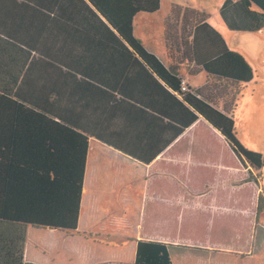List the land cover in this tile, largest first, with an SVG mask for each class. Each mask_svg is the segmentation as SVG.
I'll use <instances>...</instances> for the list:
<instances>
[{
  "label": "trees",
  "instance_id": "trees-1",
  "mask_svg": "<svg viewBox=\"0 0 264 264\" xmlns=\"http://www.w3.org/2000/svg\"><path fill=\"white\" fill-rule=\"evenodd\" d=\"M242 1L264 15V0ZM158 8L159 0H0V264H36L23 258L29 226L76 230L88 139L112 144L96 128L115 88L125 89L118 84L125 73L141 80V90L151 86L158 103L175 112L169 114L172 138L201 116L243 165L263 167L262 154L237 139L226 108L197 90L180 91L177 71L133 35V17ZM220 11L224 17V4ZM182 12L181 58L235 95L252 68L226 46L206 13ZM127 65L138 69L126 71ZM133 264H172L166 243L137 240Z\"/></svg>",
  "mask_w": 264,
  "mask_h": 264
},
{
  "label": "crops",
  "instance_id": "crops-1",
  "mask_svg": "<svg viewBox=\"0 0 264 264\" xmlns=\"http://www.w3.org/2000/svg\"><path fill=\"white\" fill-rule=\"evenodd\" d=\"M225 1L159 0L155 12H140L133 17V35L165 67L176 70L190 89L197 90L203 98H210L218 109L225 107L233 118L239 142L255 151L247 143V136L261 135L262 129L258 126L255 130L248 129L249 133L242 139L236 128V116L239 107L241 115L264 116V15L254 3ZM223 4L224 17L220 11ZM175 7L181 9L180 14L175 12ZM185 8L206 13V22L221 35L226 46L239 52L252 68L251 80L240 84L235 95L228 89L220 91L200 66L181 58L180 40L185 28L182 10ZM239 44L251 49L256 61ZM122 67L126 71L138 69L129 65ZM118 84L125 89L115 88L111 108L110 104L104 105L107 108L96 128L106 140L109 141L107 136H110L112 144L95 137L88 139L76 230L65 232L29 226L26 234L28 228H32L54 233L64 242H76V247L69 249V264H133L137 240L166 243L172 264H231L232 258L226 259V253L238 250L232 242L213 239L215 215L219 213L220 229L225 228L227 222L231 223L232 214L241 216L250 228L244 241L239 239L237 244L240 247L249 243V231L257 222V198L259 194L264 196V165L257 171L255 180H246L241 170L244 165L205 119L199 116L172 138L173 128H169L168 123L173 124V121L169 114L175 112H169L158 103L159 98L151 95V86H146V91L141 90V80L136 79L134 73H125ZM174 96L180 100L178 94ZM227 98L228 105L225 104ZM251 171L256 175L253 169ZM109 198L118 202L116 214L132 216L121 227L122 239L117 238L111 244L100 240L103 233L98 227L105 214L103 200ZM201 211L208 213L202 232L193 222L190 230L182 234L185 214L194 216ZM146 216H149L148 226L143 230ZM172 221H175V229H171ZM48 245L42 246L48 250L54 247L53 243ZM101 246L115 248V259L107 262L98 255ZM23 258L38 262L36 264L54 263L52 259L41 258L26 241Z\"/></svg>",
  "mask_w": 264,
  "mask_h": 264
},
{
  "label": "rangeland",
  "instance_id": "rangeland-1",
  "mask_svg": "<svg viewBox=\"0 0 264 264\" xmlns=\"http://www.w3.org/2000/svg\"><path fill=\"white\" fill-rule=\"evenodd\" d=\"M229 39V38H228ZM230 41V40H229ZM256 43V42H255ZM239 47L244 49V51L249 54L254 61H256V57L253 55V51L249 49L246 45L239 44ZM191 80V85L192 84ZM247 106H252L250 103H247ZM242 109L239 107L237 109V116H236V128L241 133L239 134L240 137L243 139L244 134H248L250 130H255V127H259L262 129L261 135H254V136H247L249 140H247V143L255 149V151H260L264 153V116L258 117V118H250L248 116L241 115ZM248 131V132H247ZM247 132V133H246ZM243 135V137H242ZM256 137V138H255ZM264 156V154H262ZM243 165V164H242ZM264 169V168H263ZM241 170L244 174H246L245 179L249 181H253L256 179V176H258L257 171L253 169V172H255L256 175L252 174V169L246 165H244V169L241 167ZM261 200L259 204V209L257 212V222L256 224L251 225L253 226L248 234V240L249 243L245 246H238L239 239L244 241V238L247 235V229L250 227L248 226V222L243 221L241 216L237 214L231 215V223L227 222L225 225V228L220 229V216L217 212L215 215V229L213 232L214 240L218 241H224V242H232V245L236 244L237 250L233 252L232 254L226 253V259H231V264H264V196L261 195ZM105 203L104 206V215H102L101 220L98 222V227L100 231L103 233L100 237V240L102 242L106 241L109 242L108 244L115 243V239L121 238L123 235V228L122 225L127 223L128 218H131L132 216H126V215H120L116 214L115 209L116 205H118V202L116 199H104ZM195 216V217H194ZM185 214L184 216V223H183V233L185 234L190 230V225H192L193 222H195L194 227L198 229V231L201 233L203 224L205 222V218L208 216L207 212H200V214ZM149 216H146L145 225L143 224V230L148 226V218ZM171 219L172 216H169ZM175 218V216H174ZM196 220V221H195ZM119 227V228H118ZM172 227L175 229V221H172ZM126 234L128 232H125ZM131 233V232H130ZM108 235V237H107ZM26 245H30L31 248L34 251L39 252V256L41 258L46 257L47 259H52L54 261L53 264H69L68 260V254L70 246L76 247V242L74 241H62L61 237H57V235L52 234L51 232H42V231H36L32 228H28L27 234H26ZM54 244V247L51 250H48L47 248H44L42 245L45 244L46 247H48V244ZM100 252L98 255H101L104 257V259L108 261H112L115 259V248L104 247L101 246ZM263 247V248H260ZM260 248V249H259ZM260 251H257V250ZM263 250V252L261 251ZM257 251V253L255 252ZM29 253V252H27ZM254 254V255H253ZM233 256V257H232ZM99 260H102L103 258H98ZM42 261V260H41ZM38 263V262H35ZM99 264H107V263H99Z\"/></svg>",
  "mask_w": 264,
  "mask_h": 264
},
{
  "label": "built area",
  "instance_id": "built-area-1",
  "mask_svg": "<svg viewBox=\"0 0 264 264\" xmlns=\"http://www.w3.org/2000/svg\"><path fill=\"white\" fill-rule=\"evenodd\" d=\"M180 91L185 92L189 90V87L187 86V82L185 81V79L180 78Z\"/></svg>",
  "mask_w": 264,
  "mask_h": 264
}]
</instances>
